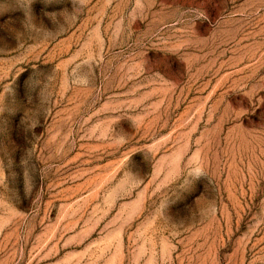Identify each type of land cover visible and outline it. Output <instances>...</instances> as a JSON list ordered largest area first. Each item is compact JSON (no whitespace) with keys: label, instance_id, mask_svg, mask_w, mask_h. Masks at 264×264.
Wrapping results in <instances>:
<instances>
[{"label":"rangeland","instance_id":"rangeland-1","mask_svg":"<svg viewBox=\"0 0 264 264\" xmlns=\"http://www.w3.org/2000/svg\"><path fill=\"white\" fill-rule=\"evenodd\" d=\"M0 264H264V0H0Z\"/></svg>","mask_w":264,"mask_h":264}]
</instances>
